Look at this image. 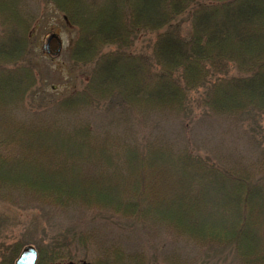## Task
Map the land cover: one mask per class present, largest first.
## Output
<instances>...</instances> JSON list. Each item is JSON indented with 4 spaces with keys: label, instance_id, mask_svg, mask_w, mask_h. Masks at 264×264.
Masks as SVG:
<instances>
[{
    "label": "trees",
    "instance_id": "trees-1",
    "mask_svg": "<svg viewBox=\"0 0 264 264\" xmlns=\"http://www.w3.org/2000/svg\"><path fill=\"white\" fill-rule=\"evenodd\" d=\"M31 1L0 0V201L107 209L130 229H168L186 247L264 264V150L212 154L195 135L211 119L262 133L264 0H49L76 28L70 59L89 75L34 109ZM140 36L150 38L142 51ZM56 241L49 263L72 255L71 241ZM119 250L102 264L146 262L124 263Z\"/></svg>",
    "mask_w": 264,
    "mask_h": 264
},
{
    "label": "rangeland",
    "instance_id": "rangeland-1",
    "mask_svg": "<svg viewBox=\"0 0 264 264\" xmlns=\"http://www.w3.org/2000/svg\"><path fill=\"white\" fill-rule=\"evenodd\" d=\"M35 1L29 3V8L39 14L31 40L34 47L31 61L36 68L37 91L32 92V95L30 93L26 99L27 108L33 109L42 108L48 101L62 98L81 88L87 80L86 75H89L88 68L76 66L70 59L69 46L77 36L76 28L67 24L62 13L49 0ZM50 34H57L61 40L58 55H50L43 50ZM148 40L149 37L140 36L135 43L136 50H144L149 44ZM193 97H196L194 93ZM104 109L93 110L91 116L102 121V116H107ZM258 122L262 133L256 134V138L249 131V126H252L250 120L243 125L211 119L200 122L195 135L201 147L209 153L218 151L226 154L225 151L233 150L255 157L264 150V114ZM109 216L107 209H86L81 206L63 209L24 197L13 204L0 201V261L2 258L7 261L14 245L23 242L24 246L41 245L44 253L42 264H102L109 259L113 260L110 256L114 249H120L124 263H128L125 256L138 255L146 259L145 264H167L164 261H173L175 258L187 264H215L218 259L217 264H237L234 250L229 254H216L209 252L210 246L209 249L201 246L186 247L176 243L168 229L145 233L143 227L138 228L136 225L130 229L127 220L117 219L116 216L109 220ZM72 235L82 236L83 240L74 241ZM57 239L67 244L70 241L73 243L70 245L72 255L67 260L49 263L50 254L56 251L49 248L59 245L55 243ZM261 263L256 261L250 264Z\"/></svg>",
    "mask_w": 264,
    "mask_h": 264
},
{
    "label": "water",
    "instance_id": "water-1",
    "mask_svg": "<svg viewBox=\"0 0 264 264\" xmlns=\"http://www.w3.org/2000/svg\"><path fill=\"white\" fill-rule=\"evenodd\" d=\"M43 50L50 55H58L61 51V40L57 34H50L45 44L43 45ZM38 257V252L33 245H26L23 247L19 257L16 259L14 264H36ZM88 264V263H85Z\"/></svg>",
    "mask_w": 264,
    "mask_h": 264
},
{
    "label": "flooded vegetation",
    "instance_id": "flooded-vegetation-1",
    "mask_svg": "<svg viewBox=\"0 0 264 264\" xmlns=\"http://www.w3.org/2000/svg\"><path fill=\"white\" fill-rule=\"evenodd\" d=\"M38 263V262H37Z\"/></svg>",
    "mask_w": 264,
    "mask_h": 264
}]
</instances>
